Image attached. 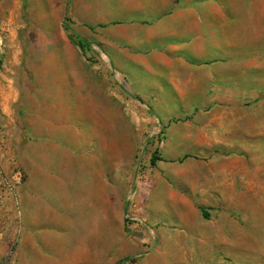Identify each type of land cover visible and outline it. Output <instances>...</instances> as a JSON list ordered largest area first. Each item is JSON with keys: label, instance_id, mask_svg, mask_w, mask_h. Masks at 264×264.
<instances>
[{"label": "crops", "instance_id": "1", "mask_svg": "<svg viewBox=\"0 0 264 264\" xmlns=\"http://www.w3.org/2000/svg\"><path fill=\"white\" fill-rule=\"evenodd\" d=\"M0 7V170L25 176L5 264H264V0ZM141 115L163 134L142 179Z\"/></svg>", "mask_w": 264, "mask_h": 264}, {"label": "rangeland", "instance_id": "2", "mask_svg": "<svg viewBox=\"0 0 264 264\" xmlns=\"http://www.w3.org/2000/svg\"><path fill=\"white\" fill-rule=\"evenodd\" d=\"M1 10V7H0ZM3 12H0V21L2 19ZM68 17L65 16V24L68 25L69 22H67ZM7 34L6 26L0 22V62L2 60V52H3V45L5 42V35ZM140 120V128L141 131L145 129L143 133L140 134L141 137V145H142V153L137 158L135 157V173L137 176H141V174H138L136 171V168L138 165L141 168L148 167V157L150 156L151 152L153 151L152 143L151 141L157 134L159 128L158 125L152 121L150 118H145V116L141 115L139 116ZM138 160V161H137ZM14 168H9L8 172L5 174L4 171L1 172L0 178L2 177H10L11 171ZM9 196L7 195L6 191L0 187V264L7 263L8 260H10L11 255L13 254L15 244H14V238L11 241H8V237L10 234H13L16 236L15 232V226H13L12 230L10 226H7V222L9 221V217L12 214V212H8L7 206L9 205ZM126 207V206H125Z\"/></svg>", "mask_w": 264, "mask_h": 264}, {"label": "built area", "instance_id": "3", "mask_svg": "<svg viewBox=\"0 0 264 264\" xmlns=\"http://www.w3.org/2000/svg\"><path fill=\"white\" fill-rule=\"evenodd\" d=\"M153 144L152 147L155 149L160 148V145L163 141V134L161 129L158 130L157 134L153 138ZM158 139V140H157ZM142 145L139 147L138 152H137V158L140 156L142 153ZM152 153V152H151ZM151 156V154H150ZM150 156L148 157V167L141 168L139 165L136 168V171L138 174H141L139 176L140 179L144 178L148 171L149 168L151 167L149 164V159ZM138 161V160H137ZM1 174V170H0ZM25 179L24 172L20 168H16L12 175L8 178L2 177L0 178V187L4 189L9 196V198L13 201H15V196L17 193V190L21 187ZM138 215H139V208H138V202H137V195L134 190L129 191L127 197H126V215H125V220L128 223H134L138 221Z\"/></svg>", "mask_w": 264, "mask_h": 264}, {"label": "trees", "instance_id": "4", "mask_svg": "<svg viewBox=\"0 0 264 264\" xmlns=\"http://www.w3.org/2000/svg\"><path fill=\"white\" fill-rule=\"evenodd\" d=\"M67 22H68V20H67ZM65 27H66V29H68L67 25ZM77 44L81 49H84L85 47H87V45L83 41H78ZM153 141H154V139L151 141L152 144H153ZM158 154H159L158 149H155L152 151L150 159H149V164L151 167H153L155 165L156 161L160 160V158L158 157Z\"/></svg>", "mask_w": 264, "mask_h": 264}]
</instances>
